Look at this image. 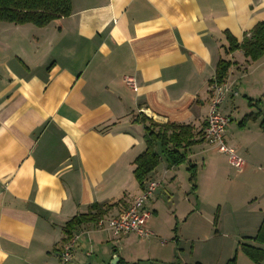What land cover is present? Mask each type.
<instances>
[{
  "label": "crops",
  "instance_id": "obj_1",
  "mask_svg": "<svg viewBox=\"0 0 264 264\" xmlns=\"http://www.w3.org/2000/svg\"><path fill=\"white\" fill-rule=\"evenodd\" d=\"M70 3V16L45 27L0 22V264H62L69 220L93 204L113 205L105 216H117L149 180L160 182L144 204L151 236L117 240L83 224L74 232V264L114 257V264H181L182 257L212 264L203 258L212 242L223 245L215 264L233 254L237 264H254L239 244L264 250L246 240L264 218V54L255 62L240 50L227 54L225 33L241 41L264 21V0ZM220 59L231 63L220 107L229 117L224 139L245 160L240 170L202 139ZM250 114L258 117L240 127ZM142 115L191 126L201 141L185 149V164L161 156L140 187L133 161L145 150L135 122ZM234 226L253 233L231 237L228 250Z\"/></svg>",
  "mask_w": 264,
  "mask_h": 264
},
{
  "label": "trees",
  "instance_id": "obj_2",
  "mask_svg": "<svg viewBox=\"0 0 264 264\" xmlns=\"http://www.w3.org/2000/svg\"><path fill=\"white\" fill-rule=\"evenodd\" d=\"M71 14L70 0H0V22L14 25L32 24L36 27H45L52 21L66 18ZM228 42L226 53L242 51L245 58L252 62L259 60L264 54V21L258 22L249 32L245 33L242 40L238 41L229 33H225ZM231 63L220 59L216 65L215 75L210 85H220L224 82ZM258 115H247L239 123L240 127L254 120ZM135 122L143 125L145 150L133 161L135 166L133 175L140 187H143L147 175L160 163L161 156L168 159L169 165L179 166L187 162L185 149L199 143L195 139L191 126H181L172 123H157L152 119L140 116ZM264 130V120L261 123ZM200 135V132L198 133ZM201 137V136H200ZM182 151V152H181ZM189 182L191 190L196 189V166L189 165ZM113 205L93 204L86 214L74 216L64 228V242L72 238L74 232L83 224L96 222L104 216ZM216 218L214 223H216ZM246 240L264 245V218L254 237ZM241 252L254 264H261L264 260V250L250 244H239ZM117 264H120L118 262ZM200 264V263H196ZM225 264H237L236 255Z\"/></svg>",
  "mask_w": 264,
  "mask_h": 264
},
{
  "label": "built area",
  "instance_id": "obj_3",
  "mask_svg": "<svg viewBox=\"0 0 264 264\" xmlns=\"http://www.w3.org/2000/svg\"><path fill=\"white\" fill-rule=\"evenodd\" d=\"M125 82L134 87L132 79L125 78ZM210 91V110L202 131V139L206 144L215 146L219 152L226 155L231 167L240 170L244 166L245 160L229 147L224 139L226 128L229 124V117L221 113L220 107L228 92V88L224 83L220 85L213 84L210 85ZM159 186L160 182L157 180L147 181L141 193L134 198L127 209L120 212L117 216H102L94 222V227L111 233L117 240L119 237L130 233H134L142 239L148 238L151 233L147 230L146 224L150 218V212L145 209L144 204ZM78 237V235L73 234L72 238L62 246L59 253L62 264H74L73 248Z\"/></svg>",
  "mask_w": 264,
  "mask_h": 264
},
{
  "label": "rangeland",
  "instance_id": "obj_4",
  "mask_svg": "<svg viewBox=\"0 0 264 264\" xmlns=\"http://www.w3.org/2000/svg\"><path fill=\"white\" fill-rule=\"evenodd\" d=\"M164 159V158H163ZM160 166V165H159ZM235 203L237 202V200L235 199V200H233ZM168 202V198L167 197H163V199H162V204H163V207L165 208V209H168L169 208V204L167 203ZM163 210V209H162ZM213 213H215L214 212V210H213ZM216 213H218V212H216ZM164 214H166V215H168L169 214V211H164L163 210V216H164ZM161 226H162V228H165V222H163L162 221V223H161ZM217 231V229H216V225H214L213 227H212V230H211V234L213 235V236H216L217 234H218V232H216ZM239 231H243V230H241L240 228H238V227H233V230L232 231H227L226 233H227V236H230L229 238L228 237H226L225 239V242H226V245H227V241H228V246H226V249H230L231 248V241H230V239H231V237H233L234 235H236V237L238 236V238H240V236H243V235H245V234H250V233H253V232H246V231H244V232H239ZM166 232H170V228L168 227V228H166ZM189 233V232H188ZM188 233L186 234V235H188ZM244 238V237H243ZM242 238V239H243ZM223 248V245H220L219 246V250H217L218 248L215 246V243L214 242H212L211 243V251H208L207 249H205V254H204V259L206 260V258L207 259H209V260H211V263L212 264H215V261L218 259V257H219V255H220V253H221V249ZM207 250V251H206ZM239 250H240V248H239ZM241 251V250H240ZM233 253H237V251H235L234 250V252ZM231 255V254H230ZM229 255V256H230ZM228 256V257H229ZM233 256H235V254H233L229 259H231ZM246 257V256H245ZM212 258V259H211ZM208 261V260H207ZM178 262H181V264H193L194 262H193V259L192 258H189V259H185V257L183 258H181L180 260H178ZM263 262H264V260H263Z\"/></svg>",
  "mask_w": 264,
  "mask_h": 264
},
{
  "label": "water",
  "instance_id": "obj_5",
  "mask_svg": "<svg viewBox=\"0 0 264 264\" xmlns=\"http://www.w3.org/2000/svg\"><path fill=\"white\" fill-rule=\"evenodd\" d=\"M116 261H117V257H114L112 264H114Z\"/></svg>",
  "mask_w": 264,
  "mask_h": 264
}]
</instances>
